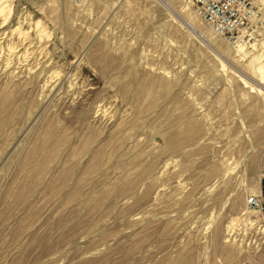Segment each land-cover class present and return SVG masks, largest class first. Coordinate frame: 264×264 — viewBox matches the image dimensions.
Listing matches in <instances>:
<instances>
[{"label": "rangeland", "instance_id": "rangeland-1", "mask_svg": "<svg viewBox=\"0 0 264 264\" xmlns=\"http://www.w3.org/2000/svg\"><path fill=\"white\" fill-rule=\"evenodd\" d=\"M243 1L230 35L190 0H0V264H264Z\"/></svg>", "mask_w": 264, "mask_h": 264}, {"label": "built area", "instance_id": "built-area-1", "mask_svg": "<svg viewBox=\"0 0 264 264\" xmlns=\"http://www.w3.org/2000/svg\"><path fill=\"white\" fill-rule=\"evenodd\" d=\"M198 17L221 34L237 32L248 21L250 11L243 0H190ZM246 201L262 208L261 199L251 194Z\"/></svg>", "mask_w": 264, "mask_h": 264}]
</instances>
